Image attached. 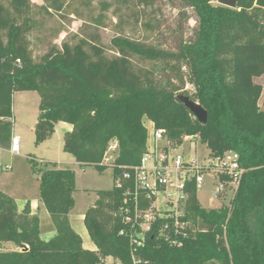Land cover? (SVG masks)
Returning a JSON list of instances; mask_svg holds the SVG:
<instances>
[{"label":"trees","instance_id":"trees-1","mask_svg":"<svg viewBox=\"0 0 264 264\" xmlns=\"http://www.w3.org/2000/svg\"><path fill=\"white\" fill-rule=\"evenodd\" d=\"M123 1L149 8L156 0ZM180 1L196 13L197 27L193 41L182 43L176 54L117 37L113 57L82 40L51 48L40 62L30 50L31 27L19 22L30 11V1L11 0L10 8L0 4V148L11 150L15 93L29 91L41 101L36 146L64 122L73 128L64 135L63 150L82 169L102 174L110 167L105 160L112 143L118 152L111 166L113 188L98 191L84 218L95 251L84 248L69 218L76 204V173L48 164L42 169L31 158L39 201L52 226L43 227L30 202L19 211L16 200L0 191V244L21 249L0 252V264H105L107 258L134 264L133 256L139 264H264V111L259 105L264 87L256 82L264 76V0H242L236 9L213 5L218 0ZM52 8L61 11L58 0ZM134 58L176 60L188 70L186 81L184 76L179 84L173 77L158 79L153 70L136 67ZM186 83L195 88L193 95L184 90ZM181 95L207 111L206 124L179 101ZM145 119L166 130L174 145L199 136L214 157L235 152L245 169L230 205L218 211L203 209L191 187L187 220L197 231L179 236L181 247L159 235L165 223L160 220L144 246L134 249L131 224L124 222V172L139 165L146 152ZM117 181L124 187L118 188ZM48 231L55 236L45 241L41 236Z\"/></svg>","mask_w":264,"mask_h":264},{"label":"rangeland","instance_id":"rangeland-1","mask_svg":"<svg viewBox=\"0 0 264 264\" xmlns=\"http://www.w3.org/2000/svg\"><path fill=\"white\" fill-rule=\"evenodd\" d=\"M11 0H0V4L10 8ZM31 9L19 22L31 27L27 38L30 50L36 62L53 48H61L64 43L76 45L80 41H89L102 46L109 57L115 55L112 40L125 37L133 41L145 43L159 50L176 54L182 43L193 41L194 29L197 27V16L192 8L186 7L180 0H156L154 6L146 8L134 2L123 0H58L61 11L49 9L54 0H29ZM213 5H220L218 1ZM134 65L138 68L153 70L158 79L173 77L179 84V76L186 81L187 68L184 64L173 60L145 61L134 58ZM180 70V71H179ZM263 77V76H262ZM258 84L264 85V77L257 79ZM181 85V84H180ZM185 91L189 95L195 93V88L186 83ZM40 96L36 92H17L14 95L13 110L15 115L14 131L20 136V157L15 158L11 150L0 149V164L4 167L12 165L13 171H0L4 177H13L22 183L23 194L29 198L39 196V179L30 167V159L46 160L61 164L65 170L77 171L76 192L74 193L75 208L71 211L70 220L73 229L84 241V248L96 250L84 223L86 211L95 204L98 191L110 190L114 186L112 164L117 156L114 143L107 153L105 164L110 166L104 173H99L92 167L82 169L76 165V160L64 152V139L58 141V136L40 146L35 144L34 122L40 116ZM260 107L264 111V94L260 100ZM144 123L149 131L152 123L148 119ZM197 142L198 158L210 152L201 142ZM190 142L185 143L189 153ZM23 161V164H19ZM45 169V162H39ZM24 167V168H23ZM49 168V167H48ZM17 169H20L21 171ZM27 170V173L24 171ZM19 176V177H17ZM213 178L205 177L204 187L198 192L201 207L205 210H220L230 204L232 193H228L223 200L213 198ZM43 227L52 226L50 218L41 219ZM196 232L197 228L192 227ZM0 244V252L18 250L14 246ZM20 251V249H19ZM118 264L109 259L108 263Z\"/></svg>","mask_w":264,"mask_h":264},{"label":"built area","instance_id":"built-area-1","mask_svg":"<svg viewBox=\"0 0 264 264\" xmlns=\"http://www.w3.org/2000/svg\"><path fill=\"white\" fill-rule=\"evenodd\" d=\"M17 63L20 64V60ZM152 125L140 164L124 172V181L127 183L122 206L124 222L131 224L130 240L134 249L144 246L146 235L160 220L165 223L161 225L159 235L170 246L181 247L183 242L178 237L187 238L188 232L192 230V224L187 220L191 187L194 186L198 197L199 190L204 187L205 177L209 175L214 180L213 198L223 200L231 192L232 199L245 169L241 167L239 155L235 152L229 151L218 157L209 152L198 158L195 155L198 151L195 138L199 136H187L181 145H174L166 130ZM186 142H190L189 153L186 152ZM20 145V139L13 138L11 152L18 154ZM114 146L116 149V144ZM11 169V165L4 167L0 164V171L10 172ZM116 186L124 187L120 181L116 182ZM124 234L122 231L121 235ZM109 259L114 260L107 258L105 264H115L108 263ZM133 262L141 263L135 256ZM118 264L121 263L118 261Z\"/></svg>","mask_w":264,"mask_h":264},{"label":"crops","instance_id":"crops-1","mask_svg":"<svg viewBox=\"0 0 264 264\" xmlns=\"http://www.w3.org/2000/svg\"><path fill=\"white\" fill-rule=\"evenodd\" d=\"M263 77L258 78V79H262ZM262 86L264 87V85H262ZM263 94H264V90H263ZM13 112H14V110H13ZM14 120H15V115H14ZM37 122L38 121L34 122V127L36 126ZM72 128H73L72 125H70L68 123L60 122V123L56 124L55 133H54L53 137L51 139H49L48 141H46L45 143L51 141L56 136H58V141L60 142L61 138L64 139V135L67 132L72 131ZM34 130H35V128H34ZM13 138H19L20 139V136H17L15 134L14 129H13ZM20 143H21V140H20ZM0 149H2V148H0ZM20 152H21V149L19 150L18 154H13L15 156V158L16 157L19 158L21 156ZM38 161L47 163L49 169H61V170H64V168L62 167L61 164H58V163L54 164V162H48L46 160H38ZM19 164H23L24 165L23 161H20ZM76 165L78 167H80V165L77 162H76ZM13 169H14V167H13ZM18 170L21 171L20 169H17V172H18ZM74 172L76 173V183H77V171H76V169H74ZM15 178H16V176L4 177L0 173V191L6 193L7 195L13 197L16 200V202L18 204L19 211H22L24 206H25V204L27 202H30L32 213L34 215H38L41 219L42 218L43 219L49 218V215H48L47 211L40 204L39 196L38 197L29 198L28 195L23 194L24 191L22 190V188H23L22 187V183L18 179H15ZM38 179H39V177H38ZM69 218H70V215H69ZM84 218H85V215H84ZM70 222H71V220H70ZM54 236H55V232L48 231V232H45L44 234H42L41 238L43 240H45V241H49ZM4 245H11V244L8 243V244H4ZM83 245H84V241H83ZM16 248H18V247H16ZM19 249L20 248H18V250H15V251H19ZM20 251H21V249H20ZM7 252H9V251H7Z\"/></svg>","mask_w":264,"mask_h":264},{"label":"water","instance_id":"water-1","mask_svg":"<svg viewBox=\"0 0 264 264\" xmlns=\"http://www.w3.org/2000/svg\"><path fill=\"white\" fill-rule=\"evenodd\" d=\"M241 1L242 0H218V3L224 7L236 9ZM179 101L184 104L199 123H207L208 113L198 102L193 101L190 97L185 95L179 96Z\"/></svg>","mask_w":264,"mask_h":264}]
</instances>
